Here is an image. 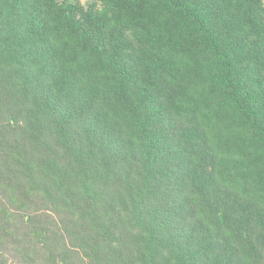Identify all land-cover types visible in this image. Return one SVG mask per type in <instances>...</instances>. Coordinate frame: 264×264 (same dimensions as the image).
Here are the masks:
<instances>
[{"label":"trees","instance_id":"obj_1","mask_svg":"<svg viewBox=\"0 0 264 264\" xmlns=\"http://www.w3.org/2000/svg\"><path fill=\"white\" fill-rule=\"evenodd\" d=\"M81 252L264 264V0H0V264Z\"/></svg>","mask_w":264,"mask_h":264},{"label":"rangeland","instance_id":"obj_2","mask_svg":"<svg viewBox=\"0 0 264 264\" xmlns=\"http://www.w3.org/2000/svg\"><path fill=\"white\" fill-rule=\"evenodd\" d=\"M85 2L88 0H84ZM81 251V250H80ZM87 253V252H86ZM89 255V254H88ZM80 258L82 259H78V262H73L72 264H93L91 263V261L89 259L86 258L85 253L80 254Z\"/></svg>","mask_w":264,"mask_h":264}]
</instances>
